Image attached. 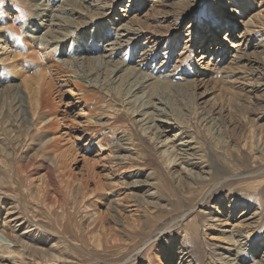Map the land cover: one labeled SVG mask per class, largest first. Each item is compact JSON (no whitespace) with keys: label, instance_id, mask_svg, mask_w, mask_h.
<instances>
[{"label":"rangeland","instance_id":"rangeland-1","mask_svg":"<svg viewBox=\"0 0 264 264\" xmlns=\"http://www.w3.org/2000/svg\"><path fill=\"white\" fill-rule=\"evenodd\" d=\"M254 2L249 24L225 0H0V15L32 24L33 42L55 46L116 116L95 115L116 122L97 144L72 77L59 78L63 167L22 78L0 62V215L17 241L16 257L0 246V264H264V0ZM156 80L194 97L151 94Z\"/></svg>","mask_w":264,"mask_h":264},{"label":"bare ground","instance_id":"bare-ground-1","mask_svg":"<svg viewBox=\"0 0 264 264\" xmlns=\"http://www.w3.org/2000/svg\"><path fill=\"white\" fill-rule=\"evenodd\" d=\"M225 2L229 5L230 8H232V10L230 11V14H231L230 16L232 18H234L240 22L245 21V23L253 24V19L247 18V17H248L249 12L256 9L254 0H225ZM5 12L6 11L3 10V12L0 15V16H2V17H0V27H6L8 31L6 30L5 31L6 34L0 35V62H3L4 66L7 67L8 69H10L11 72L15 73L16 76L19 75L22 78V83L24 85L23 87L27 93V97H25V98H28V108H30L33 126H36V124L40 123V125L42 126L41 128H43V130L44 129H46L48 131L52 130L50 132L51 133L50 136H48V134L45 136L43 135L44 138L41 139V140L45 141L44 143L48 144L47 148L49 147L50 149L53 150V152H56V153H58V151L64 145L66 148H70V147L72 148V146L70 144L69 145L65 144V143H70V140L68 137H67L68 139L67 138L62 139L61 136H63L64 132H60L59 134H54L56 132H53V131H57L58 128H60L59 126L63 127L64 125H66L68 127L67 114L64 110L63 111L61 110V112H60L56 109L58 107H56V105H55L56 102L54 101V99L57 100L60 97V96L59 97L57 96V94L59 95L60 90L57 89L56 82L61 77H63V78L67 77V79H68L69 76L72 77L71 79L69 78V81L71 82V86L73 87L72 88L73 91L77 92V95H78L77 97L80 99V105L86 106V108H87V111L84 112V117L86 118V121H87L86 122L87 123V129L93 131L89 134L90 135L89 138L98 139L97 144L106 143L110 139L109 138L110 136L108 134H105V135L97 138L98 137L97 134L101 129H103V127H108V128L110 127L111 128L113 126V123H116V122H113L116 120V116L114 115L115 112L113 110V108H114L113 103L109 102V103H105L104 105H102V103H104V98H106V96L101 94L99 90H96L95 88H91V87L85 85L83 82H79L76 78L77 75L75 72L70 70V68L68 66L67 67L69 69H67V67H64L60 62H58L54 57V55L56 53L55 46L53 48L51 47L50 50L47 46H44V47L43 46H41V47L37 46V44L35 42H33L31 35H29L34 29V28L32 29V24L31 25L24 24L21 21L19 14L12 13L11 15H8ZM255 17L258 19L264 20V13L258 11V13L256 14ZM70 21L71 20H67L66 26L63 27V28H65V30H64L65 33L67 31L69 32L68 29H69L70 25L74 22V21H72V22H70ZM84 22H85V20L76 21L75 26L83 24ZM138 22H140V21H138ZM60 26H58V28H60ZM140 27H143L145 29L147 28V31L150 30L148 28V26H146V25H144V26L141 25ZM9 31H12L13 34L9 35ZM150 32L152 33V36H150L151 38L155 35H158L156 30H153V31L150 30ZM57 33L58 34L54 35L55 37H52V38L50 37L49 40L60 38L62 36L63 37L60 39L64 38V36H65L64 32L62 33V32L57 31ZM44 35H45V33L43 34V36ZM79 35H80V33H79ZM161 36L162 35H158L153 40H159ZM61 51H62V53H64L65 56L69 55V53L68 54L66 53L67 51H65V52L63 50H61ZM25 64H27V66L29 67L28 69L33 72V76L31 75L32 78L23 69ZM107 64H108V62H107ZM90 65H92V63ZM194 68L196 69V66L192 65V69H194ZM131 69H133V68H131ZM118 71H120V69H118V68L115 69V75H116V73H118ZM20 77H18V78H20ZM198 85L199 84L196 83L193 86V88H196ZM60 86H62V85H60ZM162 87L169 89L170 92L176 93L178 96L180 94V96H183V97H187V96L190 98L194 97L193 91H190L191 86L189 84L184 86V89H180L179 87H178V89H176L175 87L170 85L169 82L168 83L167 82H161L159 80H156V82L152 86L151 94H154V93L159 94V89H162ZM114 100L115 99L113 97L112 101L114 102ZM58 101H61V100H58ZM96 109H98V112ZM175 109H176V107H175ZM98 113H99V115L104 114L107 118H113L114 120L111 122H108L106 124L101 123L99 120L95 119V115L96 114L98 115ZM59 116H60V118H59ZM114 125H117V124H114ZM54 128H57V130H55ZM124 130H126L128 132L129 131L128 126L124 127ZM69 136H70V134H69ZM130 143H134V142H132V138H130ZM44 147H45V145H44ZM66 148H65V150H66ZM71 148H70V150H71ZM73 150H72V152H74ZM72 152H69V153H72ZM62 154H64V153L61 152V155ZM57 155H60V153H58ZM61 155H60V158H61ZM63 156H65V154ZM60 160H61V165H63V167H64V165L66 166L64 160H62V158ZM58 163H60V162H57V165H58ZM58 167H60V165H58ZM67 176H69V175H67ZM129 212H130V210H129ZM8 213H10V212H8ZM99 218H100L99 223L102 226V224H101L102 219H101V217H99ZM9 227H10V220L6 219V217H2L0 215V246H4L10 252V254H12L13 257H16V253L13 251V247L16 246L17 241L15 242V239L13 238V235L11 233V230H9ZM110 238H112L111 235H110ZM110 238H108V239H110ZM112 239L115 242H117L116 238H112ZM17 249H18V255H24V256L26 255L27 256V253L25 251L26 248L24 249V247H23L22 249L21 248H17Z\"/></svg>","mask_w":264,"mask_h":264}]
</instances>
